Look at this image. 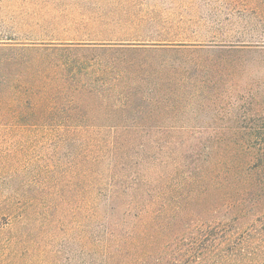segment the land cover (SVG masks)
<instances>
[{
    "label": "rangeland",
    "instance_id": "1",
    "mask_svg": "<svg viewBox=\"0 0 264 264\" xmlns=\"http://www.w3.org/2000/svg\"><path fill=\"white\" fill-rule=\"evenodd\" d=\"M7 34L23 42L199 44L126 57L134 68L115 70L92 94L32 83L28 53L0 44V167L16 170L0 177V194L38 198L47 222L32 234L46 244L83 242L94 220L109 218L108 206L87 195L93 190L78 186L60 134L264 131V0H0V36ZM99 146L104 182L111 153Z\"/></svg>",
    "mask_w": 264,
    "mask_h": 264
},
{
    "label": "trees",
    "instance_id": "2",
    "mask_svg": "<svg viewBox=\"0 0 264 264\" xmlns=\"http://www.w3.org/2000/svg\"><path fill=\"white\" fill-rule=\"evenodd\" d=\"M7 43L28 53L29 81L50 90L76 87L79 94L110 85L106 77L125 64L133 69L126 57L199 46L0 36V44ZM102 135L65 132L59 140L71 149L78 186L108 206V220H94L83 242L56 247L32 234H43L47 222L36 196L0 194V264H264V131L141 130L108 133L107 140ZM99 145L111 153V175L104 182ZM11 169L2 163L0 177L13 176ZM14 224L16 234L5 239Z\"/></svg>",
    "mask_w": 264,
    "mask_h": 264
}]
</instances>
